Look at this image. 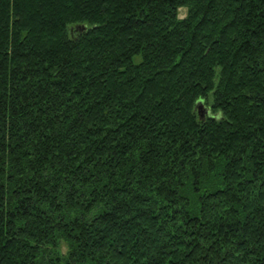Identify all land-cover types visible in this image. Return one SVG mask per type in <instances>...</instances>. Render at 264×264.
<instances>
[{
	"label": "trees",
	"instance_id": "16d2710c",
	"mask_svg": "<svg viewBox=\"0 0 264 264\" xmlns=\"http://www.w3.org/2000/svg\"><path fill=\"white\" fill-rule=\"evenodd\" d=\"M0 264H264V0H0Z\"/></svg>",
	"mask_w": 264,
	"mask_h": 264
},
{
	"label": "rangeland",
	"instance_id": "374dc122",
	"mask_svg": "<svg viewBox=\"0 0 264 264\" xmlns=\"http://www.w3.org/2000/svg\"><path fill=\"white\" fill-rule=\"evenodd\" d=\"M185 12H186V9L185 8H180L179 10V16L180 17H183L185 15ZM201 113L203 116H205L207 113H208V109H207V106H202L201 109H200Z\"/></svg>",
	"mask_w": 264,
	"mask_h": 264
},
{
	"label": "water",
	"instance_id": "95a60500",
	"mask_svg": "<svg viewBox=\"0 0 264 264\" xmlns=\"http://www.w3.org/2000/svg\"><path fill=\"white\" fill-rule=\"evenodd\" d=\"M77 28L84 29V25H78ZM201 107H202V102L200 100H198L196 102V108H197V112L199 114V117L202 119L204 116L202 115V113L200 111Z\"/></svg>",
	"mask_w": 264,
	"mask_h": 264
}]
</instances>
